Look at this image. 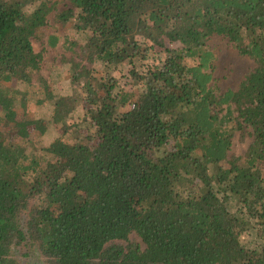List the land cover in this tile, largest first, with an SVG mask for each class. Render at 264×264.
<instances>
[{
    "label": "trees",
    "instance_id": "1",
    "mask_svg": "<svg viewBox=\"0 0 264 264\" xmlns=\"http://www.w3.org/2000/svg\"><path fill=\"white\" fill-rule=\"evenodd\" d=\"M63 1L0 0V264H22L17 250L45 264H264V0H67L57 19L84 35L63 43L78 49L76 94H45L62 135L35 154L45 122L21 118L25 93L6 85L40 72L32 40ZM215 35L255 64L235 91L211 85ZM244 129L245 155L228 157Z\"/></svg>",
    "mask_w": 264,
    "mask_h": 264
},
{
    "label": "rangeland",
    "instance_id": "2",
    "mask_svg": "<svg viewBox=\"0 0 264 264\" xmlns=\"http://www.w3.org/2000/svg\"><path fill=\"white\" fill-rule=\"evenodd\" d=\"M68 6L67 0L58 3L49 14L47 24L38 31L32 40L34 52L42 55L40 72L33 74L31 83H28L29 85L20 82H13L6 85L9 89L17 88L25 93L24 102L18 103L15 107L16 112L21 118L24 117L45 122L43 135L37 131H33L28 140L29 150L35 154H39L41 149L48 147L62 135L61 126L51 122L54 108L53 102L55 100H48L45 94L49 92L53 97H74L76 94V89L70 82L69 63L71 60L78 59V49L74 47L67 51L63 43L65 38V41L71 39L72 41L75 40L78 44H82L84 35L74 30L73 19L64 23L57 19V16L68 8ZM49 36L59 37L60 41L55 48L49 47ZM163 43L165 48L168 49L179 47L177 43L173 44L167 40H164ZM206 46L213 54L211 85L214 91L222 94L227 91L237 90L245 76L254 69V62L239 53L236 47L222 36L215 35L210 37ZM77 64L88 66L82 61L77 62ZM75 68L79 72L81 67ZM91 69L95 75H101L99 65H94ZM127 72V66H121L112 71V74L119 79L121 87H123V83L127 80ZM131 89L132 84L125 86L123 90L131 91ZM82 115L81 108L76 105L73 112L65 119V123L67 125H73L75 122H81ZM248 133V129L233 131L228 157L242 158L245 155L252 142V138ZM65 136L68 137L67 134ZM255 232V229H252L242 237L243 243L251 248L256 247L259 242ZM15 253L22 261V264H45L35 252L29 256H23L20 250H17Z\"/></svg>",
    "mask_w": 264,
    "mask_h": 264
}]
</instances>
